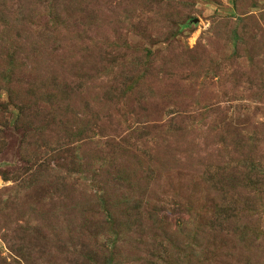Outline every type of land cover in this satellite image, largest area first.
<instances>
[{"label": "rangeland", "instance_id": "374dc122", "mask_svg": "<svg viewBox=\"0 0 264 264\" xmlns=\"http://www.w3.org/2000/svg\"><path fill=\"white\" fill-rule=\"evenodd\" d=\"M0 264H264V0H0Z\"/></svg>", "mask_w": 264, "mask_h": 264}]
</instances>
